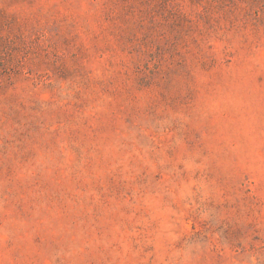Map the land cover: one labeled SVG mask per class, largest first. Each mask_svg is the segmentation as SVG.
<instances>
[{
    "label": "rangeland",
    "instance_id": "1",
    "mask_svg": "<svg viewBox=\"0 0 264 264\" xmlns=\"http://www.w3.org/2000/svg\"><path fill=\"white\" fill-rule=\"evenodd\" d=\"M0 264H264V0H0Z\"/></svg>",
    "mask_w": 264,
    "mask_h": 264
}]
</instances>
